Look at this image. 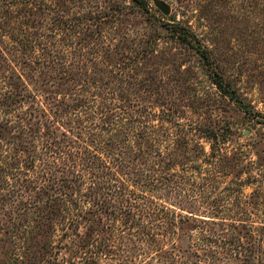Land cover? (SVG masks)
I'll use <instances>...</instances> for the list:
<instances>
[{"label":"rangeland","instance_id":"rangeland-1","mask_svg":"<svg viewBox=\"0 0 264 264\" xmlns=\"http://www.w3.org/2000/svg\"><path fill=\"white\" fill-rule=\"evenodd\" d=\"M0 264H264V0H0Z\"/></svg>","mask_w":264,"mask_h":264},{"label":"trees","instance_id":"trees-1","mask_svg":"<svg viewBox=\"0 0 264 264\" xmlns=\"http://www.w3.org/2000/svg\"><path fill=\"white\" fill-rule=\"evenodd\" d=\"M178 38L180 41L188 46H190L196 53L199 54V56L202 58L203 61L206 62V64H209L210 58L208 51L206 48L201 46L197 40V38L191 34L188 31L183 30L180 35H178ZM214 83L218 86L221 87L222 81L221 79L217 78V75H214Z\"/></svg>","mask_w":264,"mask_h":264},{"label":"water","instance_id":"water-1","mask_svg":"<svg viewBox=\"0 0 264 264\" xmlns=\"http://www.w3.org/2000/svg\"><path fill=\"white\" fill-rule=\"evenodd\" d=\"M156 7L164 14L167 15L169 13V8L164 3H155Z\"/></svg>","mask_w":264,"mask_h":264}]
</instances>
